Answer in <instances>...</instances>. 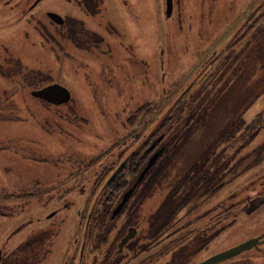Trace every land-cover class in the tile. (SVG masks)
<instances>
[{
	"label": "flooded vegetation",
	"instance_id": "flooded-vegetation-1",
	"mask_svg": "<svg viewBox=\"0 0 264 264\" xmlns=\"http://www.w3.org/2000/svg\"><path fill=\"white\" fill-rule=\"evenodd\" d=\"M214 1L191 0L193 22L198 23V26L201 22H207V25H203V29L199 31L200 38L204 42H194L191 54H210L209 58L207 57L200 64L194 76L209 71L211 63L218 61L219 54L229 56L236 54L239 58L238 54L257 53V48L260 47L264 36V0H235L240 3V6H248V11L239 14V20L231 29H229L231 25L224 26L221 33L223 43L220 48L218 45L214 47L215 38L210 41L206 38L208 41L206 42L204 36V31H207L206 26H209L210 30H213V25L215 26L213 24ZM171 3V13L167 16L166 0H162L165 24L171 20L173 15L172 22L180 21L183 18L182 9L188 5L186 0H171ZM110 5L121 16L132 14L131 0H0V78L5 82L0 84V120L23 119L19 115L20 100L17 98L21 97L22 89L27 92L30 99L37 103L52 106H61L69 102L75 104L69 87L57 77L54 78L49 68L33 65L38 58L36 54L31 57L33 63L29 64L21 51L2 42L4 38L9 41L16 40L15 33L13 35L8 30L5 32L4 29L18 28L22 24L28 25L29 33L25 32L21 35L24 42L30 41L29 45L32 48L36 47V42L40 45L46 44V49L51 54H63L67 57H70L71 52L74 51L73 54L78 53L83 56L107 54L108 57L105 59L113 60L117 57L114 58L115 56L111 54H118L117 49L121 50V54L129 57H132V54H141L139 46L137 45L135 51L131 43L133 40L130 39L128 33L126 34L127 27L125 26V31L118 25V22L107 17ZM221 19L224 21V16H221ZM18 38L17 35V40ZM112 45H115V48ZM169 50L170 48L167 51L162 49L161 53L166 54ZM229 56L222 61V64L225 63L223 69L228 73L231 60L233 62ZM21 65L29 70H40L47 75L48 81L37 87L26 85ZM228 79L223 86H226ZM52 84L65 87L69 92L68 96L60 102H50L31 93L33 90ZM20 140V137L8 138L0 143V148L25 155L27 149L21 148ZM155 143L153 141L151 146L145 148L147 154L151 153L149 158L156 153L153 149L151 150ZM263 160L264 158L259 163ZM112 172L104 179L101 178V173L93 179L90 183L91 199L88 209L86 211V200L80 197L83 205L77 210L78 214L59 212L62 207L69 208L70 201L73 203V199L68 201L70 195L65 196L59 206V198L37 199L43 196L48 197L53 188L41 190L32 186L6 191L4 187H0V221L3 224L15 225L13 229L6 231L3 228L0 232V264H192L203 259L197 258L198 250L202 251L207 248L214 239V215L224 216L225 213V220H230L226 217L230 215L226 213L228 209L224 211L223 208H234L233 203L235 202H240L243 208L246 195L251 188L259 192L254 195L255 200L264 196V173H262L247 185L238 188L237 192L235 190L230 195L231 197L228 196L226 201L230 197L231 203H224L225 200H223L221 206L217 205L214 209L211 207L216 204L210 203L205 206L204 211L199 213L198 209L212 200L217 190L211 194L206 203L203 202L192 212L180 218L177 195L181 191L177 192L176 186L166 190L163 185L159 184L158 179L154 181L146 179L148 171L138 182L136 179L139 172L134 179L126 178V183L114 182L112 179L117 173L109 178ZM115 183L124 187L118 195L113 194L115 191L112 188L115 187L113 185ZM22 189H30L33 193L38 190L39 193H34L35 195L29 199H23L19 196ZM125 193L129 194L126 202L114 213ZM11 194L12 196H7ZM151 197L157 198L158 201L153 202L155 204L149 207L147 203ZM39 200L42 205L49 203L55 205L50 210L56 215L55 218H37L23 213L29 203L34 206V202ZM160 204H163V212L155 215ZM218 208L223 212L218 213L216 211ZM208 209L212 210L208 211ZM240 214H245V210L238 211L236 219ZM151 220L159 221L156 228L153 226L154 221ZM69 222L76 224L77 232L75 238L67 245V251L62 253V247L56 250L55 241H58L60 228L63 225L67 226ZM228 227L226 225L221 232L226 231ZM131 228H135L134 234L119 246V242L128 232H131L128 231ZM263 235L264 233L260 234V238H264Z\"/></svg>",
	"mask_w": 264,
	"mask_h": 264
},
{
	"label": "rangeland",
	"instance_id": "rangeland-1",
	"mask_svg": "<svg viewBox=\"0 0 264 264\" xmlns=\"http://www.w3.org/2000/svg\"><path fill=\"white\" fill-rule=\"evenodd\" d=\"M186 1L188 5L182 9L183 18L174 23L171 21L173 15L166 24L162 0H131L132 14L128 16L119 15L110 5L107 17L118 22L125 31L127 27L126 34L128 33L133 40L131 43L135 51L138 45L141 53L129 57L117 49L118 54H111L115 56L114 58L117 57L113 60L105 59L108 57L107 54L83 56L73 54L74 51L70 57L51 54L46 49V44L40 45L36 42V47L32 48L29 45L30 41L26 43L21 39V35L29 33L28 25L5 28V32L8 30L13 35L15 33L16 40L9 41L4 38L2 42L21 51L29 64L33 61L31 57L36 54L38 58L35 63L32 62L33 65L49 68L54 78L57 77L69 87L75 100L76 115L84 118L86 123L77 124L67 117H57L56 114L49 113L39 103L30 99L27 92L22 89L21 97L17 98L20 100L19 115L23 119L0 120V143L8 138L20 137L21 148H26L28 152L25 156L0 148V187H4L6 191L32 186L41 190L53 188L48 197L37 199L59 198V206L64 197L70 195L68 201L73 199V203L70 201V207H62L59 212L78 214L77 210L83 205L80 200L84 198L87 211L91 199L90 183L102 173L100 170L102 162L97 164L93 161L89 166L88 163L109 150L114 142V145L119 144L116 150L128 146L133 138V132L132 127L125 124L126 118L143 103L159 104L172 100L177 94L176 91L185 86L190 76L194 75L200 64L210 56L191 54L194 42H204L199 31L207 22H201L200 26L193 22L192 2ZM248 9V6H240L235 0H215L213 4L215 26L213 25V30L206 26L205 41L206 38L208 41L215 38L214 47L218 45L220 48L223 43L221 33L224 26L231 25L229 28L231 29L239 20V14L247 12ZM221 16H224V21ZM112 46L115 48V45ZM169 48L168 53H161L162 49L167 51ZM4 83L0 78V84ZM263 95L245 111L244 117L247 120L262 108ZM57 109L63 111L62 107ZM207 121L212 122L206 118L204 125ZM263 136L264 129H261L255 143ZM114 152L115 150L111 154L115 155ZM262 173L264 160L226 183L215 193L212 200L198 209V212L204 211L205 206L210 203L216 204L211 207L212 209L217 205L221 206L223 200L224 203H231L230 195L235 190L247 185ZM228 196L230 197L226 201ZM157 201V198L151 197L147 205L150 207ZM31 204L25 207L23 213L37 218H55L56 215L50 211L55 207L54 204L42 205L41 200L34 202V206ZM160 212H163V204L159 205L155 215L161 214ZM252 213L247 216L240 214L226 231L220 232L207 248L198 252L197 258L204 259L251 236L264 233V200L258 213ZM151 221H154L153 226L156 228L159 221ZM3 228L8 231L15 228V225L3 224L0 221V232ZM76 232V224L69 222L67 226L63 225L58 232V241H55L56 250L62 247V253H65ZM15 241L16 239L13 243ZM239 254L241 257L249 255L253 263L264 264V242Z\"/></svg>",
	"mask_w": 264,
	"mask_h": 264
},
{
	"label": "trees",
	"instance_id": "trees-1",
	"mask_svg": "<svg viewBox=\"0 0 264 264\" xmlns=\"http://www.w3.org/2000/svg\"><path fill=\"white\" fill-rule=\"evenodd\" d=\"M238 55L239 58L236 54H219L218 61L211 63L209 71L190 76L169 102H146L138 106L125 122L133 132L129 145L116 150L119 144L114 145V142L109 150L89 162H102L101 178H106L127 156L125 165L112 180L126 183V178L134 179L151 154H147L145 148L154 141L151 150L157 157L145 177L153 181L158 179L166 190L176 186L177 192L181 191L177 195L181 218L206 203L212 193L233 178L257 165L264 158V136L255 143L256 136L264 129V104L249 120L244 113L264 94V36L257 53ZM228 56L233 59L229 73L223 69L225 63L222 64ZM20 68L23 80L30 87L40 86L49 79L40 70H29L22 65ZM227 78L226 88L223 84ZM39 104L57 117L66 116L77 124L86 123L84 118L76 115L71 102L61 106ZM57 107H62L63 111ZM206 118L212 122L207 121L204 125ZM114 150L115 155L111 154ZM113 185L114 195L124 189L122 185ZM34 193L22 189L19 196L29 199ZM256 193L259 192L250 189L243 208L240 202V208L238 202L233 203L234 208H223L224 211L228 209L226 213L230 215L226 217L230 220H225V213L224 216L214 215V238L236 220L238 211L245 210L246 216L258 213L264 196L255 200ZM216 211L223 212L220 208ZM251 259L249 255L241 257L239 254L218 264H257Z\"/></svg>",
	"mask_w": 264,
	"mask_h": 264
},
{
	"label": "water",
	"instance_id": "water-1",
	"mask_svg": "<svg viewBox=\"0 0 264 264\" xmlns=\"http://www.w3.org/2000/svg\"><path fill=\"white\" fill-rule=\"evenodd\" d=\"M171 8H172V3L171 0H166V15H170L171 13ZM32 95L39 97V98H43L45 100H48L50 102H60L62 101L64 98H66L69 94L68 90L59 85V84H52V85H47L43 88L37 89V90H33ZM157 157V153H154L146 162V164L144 165V167L142 168V170L139 172L136 181H140L145 173L149 170V168L152 166L154 160ZM127 161V156L119 163V165L116 167V169L112 172L111 176L109 178H112L117 171H119V169L122 168V166L126 163ZM129 194L125 193L122 196V199L119 203V205L117 206V208L114 210V213L116 211L119 210V206H121L123 203L126 202L127 198H128ZM128 232L119 242V246L122 245V243H124L129 237H131L134 234L135 228H131L129 229ZM264 242V238H260V235H256V236H251L249 238H247L246 240H243L239 243H236L233 246H230L228 248H225L219 252H216L214 254H211L210 256H207L206 258L199 260L195 263L192 264H217L220 263L230 257H233L237 254H239L240 252L246 250V249H250L253 246H255L256 244H260Z\"/></svg>",
	"mask_w": 264,
	"mask_h": 264
}]
</instances>
